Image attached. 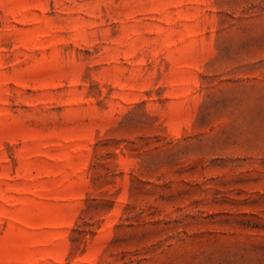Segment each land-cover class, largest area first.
<instances>
[{
  "label": "rangeland",
  "instance_id": "obj_1",
  "mask_svg": "<svg viewBox=\"0 0 264 264\" xmlns=\"http://www.w3.org/2000/svg\"><path fill=\"white\" fill-rule=\"evenodd\" d=\"M0 264H264V0H0Z\"/></svg>",
  "mask_w": 264,
  "mask_h": 264
}]
</instances>
